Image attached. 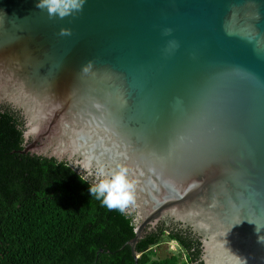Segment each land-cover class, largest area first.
<instances>
[{
	"label": "water",
	"instance_id": "1",
	"mask_svg": "<svg viewBox=\"0 0 264 264\" xmlns=\"http://www.w3.org/2000/svg\"><path fill=\"white\" fill-rule=\"evenodd\" d=\"M35 4L0 0V103L27 120L23 152L127 168L135 259L170 219L201 235L203 264H264V0H87L63 19Z\"/></svg>",
	"mask_w": 264,
	"mask_h": 264
},
{
	"label": "trees",
	"instance_id": "2",
	"mask_svg": "<svg viewBox=\"0 0 264 264\" xmlns=\"http://www.w3.org/2000/svg\"><path fill=\"white\" fill-rule=\"evenodd\" d=\"M25 130L22 111L0 103V264H203L202 238L170 219L146 231L135 259L136 213L101 206L70 161L23 152ZM165 238L183 251L155 258Z\"/></svg>",
	"mask_w": 264,
	"mask_h": 264
},
{
	"label": "clouds",
	"instance_id": "3",
	"mask_svg": "<svg viewBox=\"0 0 264 264\" xmlns=\"http://www.w3.org/2000/svg\"><path fill=\"white\" fill-rule=\"evenodd\" d=\"M87 0H36V8L46 11L48 17L63 19L65 17L74 16L83 11V7ZM171 28L163 30L164 35H169ZM61 36H70L72 30L68 27L60 29ZM179 47L175 39L168 40L165 51L172 52ZM91 64L84 67L83 71L87 73ZM82 167L86 171V176H80L82 181L88 182V178L92 180L89 183V193L91 197L99 200L101 206L108 210H117L121 214H125L130 206L136 203V182L129 176L128 169L118 166L112 170H106L103 166L96 167L93 170L90 163L85 162ZM255 225L256 242L264 245V225L249 220ZM237 264H247V257L237 254Z\"/></svg>",
	"mask_w": 264,
	"mask_h": 264
},
{
	"label": "rangeland",
	"instance_id": "4",
	"mask_svg": "<svg viewBox=\"0 0 264 264\" xmlns=\"http://www.w3.org/2000/svg\"><path fill=\"white\" fill-rule=\"evenodd\" d=\"M27 122V120H26ZM36 140H38V138L35 135H31L30 138L28 139L29 143L35 142ZM40 142V141H39ZM38 142V143H39ZM50 143L49 141L46 140L45 142V146H49ZM54 144L56 145L57 143L54 141ZM40 147H42V144L40 145ZM76 157H74L73 159H75ZM74 161V160H72ZM74 163V162H72ZM75 164V163H74ZM160 225V223L156 226L158 227ZM154 228H147L146 230H153ZM163 245H161V247L159 248V251H162L160 255H156L154 256L155 258H163L165 257L169 252H173V253H181L182 247L175 241L173 240H169L168 238H165V240L162 243ZM156 248V247H155ZM154 248V249H155ZM158 250V249H157Z\"/></svg>",
	"mask_w": 264,
	"mask_h": 264
},
{
	"label": "built area",
	"instance_id": "5",
	"mask_svg": "<svg viewBox=\"0 0 264 264\" xmlns=\"http://www.w3.org/2000/svg\"><path fill=\"white\" fill-rule=\"evenodd\" d=\"M138 257H140V254H138ZM183 259L185 260V264H192L191 262H189L188 258L184 255Z\"/></svg>",
	"mask_w": 264,
	"mask_h": 264
},
{
	"label": "flooded vegetation",
	"instance_id": "6",
	"mask_svg": "<svg viewBox=\"0 0 264 264\" xmlns=\"http://www.w3.org/2000/svg\"><path fill=\"white\" fill-rule=\"evenodd\" d=\"M194 234H196V236H198V237H201V235H199L197 232H194ZM74 262H75V260L71 261V263H74Z\"/></svg>",
	"mask_w": 264,
	"mask_h": 264
}]
</instances>
